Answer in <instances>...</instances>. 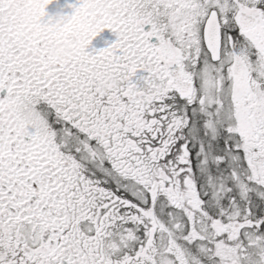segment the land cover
<instances>
[{"label":"snow or ice","instance_id":"1","mask_svg":"<svg viewBox=\"0 0 264 264\" xmlns=\"http://www.w3.org/2000/svg\"><path fill=\"white\" fill-rule=\"evenodd\" d=\"M53 3L0 0V264H264V0Z\"/></svg>","mask_w":264,"mask_h":264},{"label":"clouds","instance_id":"2","mask_svg":"<svg viewBox=\"0 0 264 264\" xmlns=\"http://www.w3.org/2000/svg\"><path fill=\"white\" fill-rule=\"evenodd\" d=\"M59 24V22H58ZM57 24V26H58ZM80 43V37L74 33H68L67 39L57 46L51 53V59L53 61H63L71 59L74 52L78 49ZM116 86V81L111 77L105 78L101 83L98 90H106Z\"/></svg>","mask_w":264,"mask_h":264},{"label":"flooded vegetation","instance_id":"3","mask_svg":"<svg viewBox=\"0 0 264 264\" xmlns=\"http://www.w3.org/2000/svg\"><path fill=\"white\" fill-rule=\"evenodd\" d=\"M69 4H75V0H55V3L50 4L48 6V8H46V13H47V15L52 16V15L57 14L61 9H63V12L65 14H70L71 9H69L67 7V5H69ZM46 18L47 17H45V19ZM103 39L104 40L101 42L102 43V47L106 46L105 43H104L105 41H107L109 43L111 42L110 41L111 36L109 35V31L108 30H106V32L104 33ZM97 48H99V47H97ZM91 49H95V40H93L89 50H91Z\"/></svg>","mask_w":264,"mask_h":264}]
</instances>
